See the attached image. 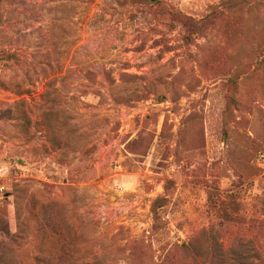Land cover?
Wrapping results in <instances>:
<instances>
[{
    "label": "rangeland",
    "instance_id": "rangeland-1",
    "mask_svg": "<svg viewBox=\"0 0 264 264\" xmlns=\"http://www.w3.org/2000/svg\"><path fill=\"white\" fill-rule=\"evenodd\" d=\"M0 264H264V0H0Z\"/></svg>",
    "mask_w": 264,
    "mask_h": 264
}]
</instances>
